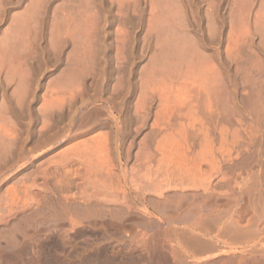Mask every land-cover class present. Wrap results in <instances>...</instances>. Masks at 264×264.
<instances>
[{
  "label": "rangeland",
  "instance_id": "rangeland-1",
  "mask_svg": "<svg viewBox=\"0 0 264 264\" xmlns=\"http://www.w3.org/2000/svg\"><path fill=\"white\" fill-rule=\"evenodd\" d=\"M189 56L205 89L183 108L174 99L193 81ZM170 86L166 112L158 90ZM0 133V171L41 145L0 184V198L42 176L55 204L61 177L96 151L113 165L119 152L130 155L125 167L145 168L149 154L155 168L165 155L174 162L159 164L184 168L204 150L226 168L225 182L263 185L264 0H0Z\"/></svg>",
  "mask_w": 264,
  "mask_h": 264
},
{
  "label": "bare ground",
  "instance_id": "bare-ground-1",
  "mask_svg": "<svg viewBox=\"0 0 264 264\" xmlns=\"http://www.w3.org/2000/svg\"><path fill=\"white\" fill-rule=\"evenodd\" d=\"M186 51L180 49L181 57H186ZM189 57L193 62L188 63L189 77L193 81L190 86L184 84V98L178 96V102L174 99L182 107L196 99V92L202 86L205 89L201 68L194 56ZM165 90H158V99L162 110L168 112L171 96L167 92L175 90L172 86ZM38 146L34 147L41 145ZM37 148L18 154L14 165L4 167L0 171V184L33 159ZM96 152L90 156L84 154L85 160L75 156L79 162L61 177L64 180L58 185L61 199L56 205L49 196L50 193L53 196V189L42 176L38 177L41 183L33 181L35 177L29 184L23 183L21 190L16 186L12 190L6 187L5 197L0 198V264H264V184L255 183L259 179L255 184L251 181L254 178H250L253 184L236 182L239 178L236 175L238 178L231 180L233 183L227 182L230 179L225 182L229 176L224 172L226 168L222 171L220 165H215L213 159L218 156H212V163L206 157L211 154L204 150L191 157V165L189 159L186 161L190 166L183 162L184 168L177 163L176 168L174 163L172 168L162 166L164 161L173 159L168 156L167 160L163 154L161 159L166 160L162 159L163 163L158 160L155 168L153 158L144 153L148 161L145 160L148 164L145 168L125 167L122 162L126 154L123 158L119 152L115 153L117 163L113 161L118 166L114 167L108 153ZM262 171L264 174L263 167ZM69 174L78 180L73 190L66 186V179L72 178H68ZM214 177L223 181L215 182Z\"/></svg>",
  "mask_w": 264,
  "mask_h": 264
}]
</instances>
